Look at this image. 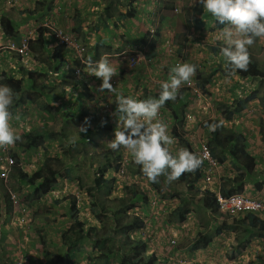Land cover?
Masks as SVG:
<instances>
[{
  "label": "rangeland",
  "instance_id": "rangeland-1",
  "mask_svg": "<svg viewBox=\"0 0 264 264\" xmlns=\"http://www.w3.org/2000/svg\"><path fill=\"white\" fill-rule=\"evenodd\" d=\"M8 1L0 0V10H9L18 24L16 34L4 39V43L18 45L23 38L34 42L39 34H44L46 41L45 49L39 51L36 60L34 56V62L31 60L33 71L27 69L28 72L25 73L18 63L9 64V60L6 62V65H13L11 72L13 71L15 78L21 76L26 80L24 91L16 95L10 106L12 116L9 123L17 128L16 134L19 137L27 132L41 131L44 127L54 132L64 128L61 132L67 131L68 134L67 141L59 135L58 140H46L38 149L27 153H21L15 144L13 153L20 157L21 166L29 176L35 175L41 162L58 156L66 162L64 168L71 169L72 179L62 178L65 173L61 166L58 167L57 175L61 178L56 190L38 201H33L29 194L34 186L26 183L15 188L20 196L17 212L26 210L25 213H29V223L14 231V241L11 236L7 239L8 234L7 237L0 236V264H49L48 254L44 252L38 235L46 238V250L53 253L64 250L61 234L70 225V202L67 199L70 194L78 197L81 218L87 227L99 225L90 212L87 190L80 188H92L94 181H99L98 166L102 163L104 165L107 158L114 164H120L121 169L124 168L125 175L124 179L121 178V184L125 185L122 190L116 188L115 191H108L104 185L99 191L101 200L104 203L107 199L123 196L124 188L129 184H135L146 195V203L135 202L127 209L129 214L139 216L143 221L141 228L128 229V232L131 238L134 236L132 239L144 242L145 251L147 254H154L158 263L180 264L178 260L182 258L188 264H264V240L256 236H252L240 256L230 258L231 247L236 238L244 239L247 234L241 232L237 235L225 231L214 235L217 227L225 225L231 219L216 207H205L202 194L190 182L184 183L178 179L167 181L166 176L161 175L155 189L146 178L138 175L140 167L133 163L128 150L123 147L113 150L108 146L114 138L116 117L113 112L105 111V104L116 107V92L124 96L141 95L135 99L155 97L160 92V84L167 80L173 61H182L196 65V71L200 70L205 75L212 70L221 72L213 78L209 97L200 94L197 96L180 87L177 99L166 102L161 107L165 108L164 116L168 117L174 109L176 121L173 120L171 129L175 127L179 134L189 140L198 134L206 139L212 131H209L208 126L202 127V123L220 120L224 132L231 130L245 135L248 151L258 162L259 171L253 177L264 172V102L261 101L264 96V76L241 78L237 74L230 77L222 74L224 58L221 52L214 53L211 50V47L223 46L222 29L215 28L214 17L203 12L202 6L194 0H122L125 4H131L121 8L122 12L128 13L127 18H120L115 10L118 0H12L11 7ZM199 8H202L203 19L207 23L202 30L195 28ZM55 29L69 33L85 48V63L79 61L81 64H78V59L73 60L66 55L62 59L61 70L54 72L60 61L53 55L57 41L51 36ZM157 32L160 37L156 35ZM154 36L159 39L156 49L161 62H157V58L152 61L144 60V55L152 52L147 44ZM144 39L146 43L142 42ZM248 49L258 68L264 73V37L256 38ZM101 57L107 58L117 70V75L110 80L116 90L114 93H108L107 90L101 92L99 87H92L89 82V59L94 64ZM75 65L83 67L79 75L75 73ZM48 69L53 71L49 73ZM120 69L124 70L125 76L120 74ZM34 80L41 90L31 89L30 83H34ZM101 83L102 81L99 86ZM85 88L88 89L85 91ZM85 92L93 100L98 96L97 104L92 103L93 100L83 94ZM253 93L257 98L249 102L242 112L231 121L222 119L216 108L218 103L235 105L238 100ZM101 105L103 107L97 110V116L103 121L106 118L105 127L108 129H101L99 123L92 125L90 138L95 140L97 147L92 149L95 153L91 154L90 159H84L83 155H77L76 152L87 153L92 142L89 146L74 142L78 139L86 142V138H82L80 127L83 125L80 123L88 117L81 115L85 110L94 112ZM182 118L184 119L180 120ZM177 140L174 138L175 144L168 146L174 152L173 155L182 149ZM242 160L241 156L231 157L229 152L221 153L220 174L232 176L239 172ZM202 183L201 190L205 187L210 190L215 188ZM6 195V189L0 184V211L5 204ZM183 199L185 206L192 212L179 219L171 212ZM154 200L158 204L154 205ZM159 211L164 214L159 216ZM1 227L3 232L8 230L9 225L6 223L2 226L0 223V232ZM203 234L210 237L211 243L205 249L192 251L191 246L197 244V238ZM172 239L176 241L175 244ZM85 244L91 246L89 241ZM77 253L73 255L76 264H87L86 254L77 256ZM174 256L179 258L174 259ZM111 262L110 264H118L116 257Z\"/></svg>",
  "mask_w": 264,
  "mask_h": 264
},
{
  "label": "clouds",
  "instance_id": "clouds-1",
  "mask_svg": "<svg viewBox=\"0 0 264 264\" xmlns=\"http://www.w3.org/2000/svg\"><path fill=\"white\" fill-rule=\"evenodd\" d=\"M10 1L12 0L8 1V5L11 7L12 4L10 3ZM194 2L202 6L203 12L210 13L212 17H214L217 23L224 25L223 29L221 30L223 46L221 47L220 52L225 61L224 67H225V71L227 75L229 77L234 76L237 70L246 71L248 67V63H249L248 47L253 44L256 38L264 37V0H194ZM6 11H9V10H6ZM6 11H3V12H6ZM60 32L64 36L65 35L69 36L72 40V43L78 44L80 47V51H76L72 45L66 42H62L61 38L58 36V33ZM8 37L9 36H6L3 32V36L0 38V42L4 44L2 45L0 43L2 46L4 47L12 46L10 45L12 43H9V44L4 43V39H8ZM51 37H53L57 41V46L53 48V55L58 57V61L60 60L58 62L59 63L58 66L61 64L59 67L60 68L59 70H56V68L54 69L55 73H58L61 70L62 59L66 55H68V58L71 57L73 60L78 59L77 61L78 64H81L80 62L85 63V61L83 60L85 48L81 46L80 43L76 42L73 36H71L69 33H66V32L64 33L61 29H55L53 30ZM31 42L32 40L30 39L29 44H28V51L25 55H22L17 51L4 50V54L0 59V73L5 71V72H8V74L12 75L11 69L13 65H9V64H13L14 62L18 63L19 68L25 71V73L26 71L28 72L27 69H29V71H33V68H31L30 64H31V60L34 62L36 59L34 60V57L31 53L32 52V49L30 46ZM20 45H21V42L16 46H20ZM60 48H64L62 49L63 50L62 52H60ZM146 56L147 54L144 55L145 61H152L157 58V62H161L160 60L161 56L157 55L156 58H151V59H149ZM8 60L10 62L8 65H6V62ZM82 70H83L82 66L75 65V73L77 75H79L82 72ZM52 71L53 70L48 69L49 73H51ZM213 71L214 70L207 73V75L212 73ZM215 71L217 72V74L221 72L217 70ZM87 72L101 79L102 83L99 86V89L101 92H104V90H107L108 93L116 92L115 87H113L112 83H110V80L112 79L113 76L117 75V70L112 66V64L109 62L107 58L101 57L94 64L91 61V59H89V66H88ZM204 75H205L204 72L200 70L196 71V65L194 64H190V63L182 62V61H173L172 67L169 70L168 78L167 80L163 81L160 84V92L155 97H149V98L142 97L140 99H135L141 95H136V97L134 96L131 97V96H124L116 92V95H115L116 107H114L113 105L105 104V107H106L105 111L111 112V113L113 112V115L116 117V128L114 130V138L109 142L108 146L113 150H117L120 147H123L126 150H128L132 156L133 163L136 165H139L140 167L141 172H138V175L142 176L143 178H146L148 183H150L155 189H157L156 182H158L159 176L165 175L167 181L176 180L185 172H192L198 167H200L201 165L203 177L200 180L196 182H192V181H181V182H184V183L190 182L192 186H194V188L198 192H200L201 190V186H200L201 182H203L202 184L206 185L207 187H211V188L215 187L214 190H210L209 188H206V187L202 188L201 192L210 191L214 193L215 198H214V203L212 207H216L221 213L227 215L229 217V220L230 219L231 220L232 219H235V220L243 219L245 216L250 215L251 213L264 218V211L250 212V213L232 216V215H229L223 212L220 209V206L217 200L218 194L224 198H228L233 195H244V196H247L253 199L263 200L264 199V188L261 190L258 189L257 186L251 182L250 177L247 176L245 177L246 178L245 183L247 184L243 191H241L240 193L232 194L228 196H225L223 194L221 185H222V180L224 176L220 174V168H219L220 154L229 152V155L231 157L241 156L243 159L242 162L245 160V158H244V155L240 153L233 155L231 152L232 151L231 147L227 144L225 145V148L223 150L214 149V151H212L210 147L211 135H212V132L215 131L217 127H219V124L211 123V124L205 125V127L208 126L209 131H212L209 134V137H208L209 139L202 138L198 134L196 136H192L189 140L188 138H184L186 136L179 134L175 127L173 128V130L171 129L173 120L176 121L174 109L169 114V117L164 116L165 112L163 110H165V108H161V107L165 105L166 102L175 101L177 99L178 91L180 87H182L184 91L188 90L197 96L200 94L202 96L209 97L208 95L210 94L209 92L210 87H211L210 85L213 81L205 87V92L201 91L200 84L202 82ZM20 78H23L22 91L20 92L22 93L25 89L24 84L26 80L24 79V77H21V76L16 79H20ZM82 81L87 82L88 80H82ZM89 85L90 84L88 83V86ZM30 87L31 89L33 88L36 90L37 89L41 90V88H37L35 84V80H34V83L33 82L30 83ZM87 89L88 88H85V91ZM69 91L70 90H68V92ZM20 93L14 94L13 90L8 85L0 84V184H2L3 189H6V194H7L6 195L7 197L5 199V204H3L4 207L2 205V209H1L2 211H0L1 213L0 219H1V223L3 224L7 223V225H9V227L12 228L13 231H18L16 229L18 228L20 229V227L29 223V218H28L29 213H25L26 210L21 213L17 212V203L20 201V196L17 195V192L15 191L16 190L15 188L19 186H24L26 183L21 184L20 182H17L14 177H12L15 162L14 164L9 165L7 161L8 155H12L13 158L15 159V154L13 153V149L15 146V142L20 139V137L16 134L17 128H15V126L13 125H10L9 123L11 116H12L9 110L10 106L12 105L13 100L15 99L16 95H19ZM83 94L85 96H88V92H85ZM88 97H89V100H93L92 96H88ZM219 104H224V103L222 102L218 103L216 106L217 110H218ZM232 105L228 107L233 108L234 105L233 106ZM102 107L103 106L101 105L99 109H102ZM85 112H88L89 115L91 114V112H89L88 110H85ZM96 113H97L96 111L92 112V114L96 116V121L89 122L88 127L85 125L87 123L85 122L80 123L84 126V127L83 126L80 127V131H81V134H83L82 138H86V142L82 141V139L75 140L74 142H79L80 145L86 144L88 146L92 142V145L94 146L97 145L95 140L93 138H90L92 134V125L94 123H98L97 120L101 119L100 117L97 116ZM92 114L90 116H92ZM237 114H235L234 116H236ZM183 119L184 118L180 120H183ZM222 119L225 120L223 117ZM105 120H104V123H105ZM165 120H167L168 125H169V134L167 130V124L163 123V121ZM231 120H225V121H231ZM204 123L205 122L202 123V127H204L203 125ZM105 125H107V121L103 126L102 125L100 126L101 129H104V130L108 129L105 127ZM63 126H64V123H63ZM63 129L64 128L59 129L58 132H61ZM48 131H51V130H48ZM228 132H231V130H227V133ZM234 133L236 135L242 134V133H236V132ZM61 136L64 137L65 141H67L68 139L67 131H64L63 135ZM243 136L245 137V135ZM174 138L176 140L178 139L177 141L182 147V149L178 150L176 155H173L174 152L170 150V148L168 147L171 144H175ZM181 140H183V143ZM184 142L188 144V147H186V144ZM243 143H244L243 146L245 147V151L250 156H253L255 158L256 167L254 171L256 173L259 171L257 158L250 151H248V148L246 146V138L244 139L242 144ZM240 144L241 143H239V145ZM6 145L10 146L8 149L6 148L7 150H5ZM92 145H90V147ZM204 145L208 147L211 153V156H212L213 163L203 158L202 151H203ZM90 150L91 148L89 149L87 153H84V152H79V153L76 152V153L77 155H83L84 159H85V155H87L88 159H90L91 154L95 153L94 150H92V152H90ZM83 160H80V161H83ZM112 163L114 164L113 161ZM114 165L119 166L117 170L114 168L108 167L106 160H105V164L103 165L104 169H106L107 167L106 169L107 174L106 173L105 174H106L108 181H107V186L105 187L108 189V191H112V190L115 191L116 188H121L120 190H122L123 186L125 185V184H121L122 179H124V175H125L124 168L122 167L121 169L120 164H114ZM112 171H113V175L109 176V173ZM261 173H264V172L261 171L258 174V176ZM237 174L238 172L232 176H236ZM253 175H254V172L252 176ZM109 177H111V180L109 179ZM112 177H115V180H112L113 179ZM208 177L210 178V180L208 179ZM60 178L61 177L58 176V183L60 182ZM62 178H65L66 180H68V178H66L65 176ZM153 183L156 184V187L153 185ZM252 184H254V186ZM132 185H135V184H132ZM56 186H55V189L52 190L45 197L51 195L56 190ZM250 187L253 188V192L256 191L257 195L250 194L246 191ZM80 189L87 190V189H83L82 187ZM71 195H74V194H70V196ZM121 195H122V191H121ZM202 196H203L202 199L204 200L205 198L204 194H202ZM76 198L78 201V207L81 209L79 205L78 197L76 196ZM153 204L156 205L158 204V202L154 200ZM174 210L171 212L172 215L174 213ZM157 213L159 216H162L164 214V212L162 213L161 211ZM5 216H7V219ZM136 229H139V228H136ZM38 237L40 238V235H38ZM133 237L134 236H132V238ZM171 241L173 244L176 243V241L173 239ZM43 250H44V247H43ZM44 252L48 254V261L50 264V260L53 254L55 253L48 251V250ZM177 258H179V256L178 257L174 256V259H177ZM178 263L188 264V262H185V260H182V258L178 260ZM17 264H22V263L17 262Z\"/></svg>",
  "mask_w": 264,
  "mask_h": 264
},
{
  "label": "trees",
  "instance_id": "trees-1",
  "mask_svg": "<svg viewBox=\"0 0 264 264\" xmlns=\"http://www.w3.org/2000/svg\"><path fill=\"white\" fill-rule=\"evenodd\" d=\"M13 4L12 1H10ZM131 6V4H125V2L116 1L115 10L118 12L120 18H127L128 13L122 12L121 8H126ZM108 10V8H107ZM130 13H133L129 9ZM22 14V12H20ZM12 16L10 11L2 12L0 10V21L2 25L3 32L6 36H13L16 34L17 30V19ZM197 24L195 25L196 30H202L207 26V23L203 19L202 8L198 9V14L196 16ZM216 29H223L224 25L219 24L214 20ZM79 31V30H78ZM44 34H39L36 41H32L30 46L32 49V55L37 58L40 50L45 49V40L43 38ZM149 35V34H148ZM156 35L160 37V33L157 32ZM149 37V36H148ZM159 39L154 36L153 39L147 44L150 47V51L146 57L149 59L156 58L158 50ZM146 43V39L142 40ZM64 48H60L62 52ZM220 47H211L212 52H220ZM249 63L246 71L237 70L238 74L242 78H258L263 77L264 73L258 68L257 63L252 59L249 51ZM61 65V64H60ZM60 65L57 66L56 70H59ZM120 74L125 76L124 70L120 69ZM217 72L214 70L208 75H204L202 82L200 84L201 91L205 92V87L213 81L214 76ZM223 74L227 75L225 67L223 69ZM0 84L8 85L14 94L20 93L22 91L23 78L16 79L8 72L3 71L0 73ZM127 85L129 87L128 81ZM142 98V97H141ZM257 98L256 94H250L244 99H240L233 106V108L228 107L225 104H219L218 110L225 120H231L232 117L245 109L246 104ZM264 102V96L261 100ZM91 115V114H90ZM88 112H84L81 116L88 117L84 119L85 124L88 127L89 122L96 121V116L92 114L90 116ZM84 117V118H85ZM82 121V122H83ZM80 123V122H79ZM211 123L219 124V127L212 132L210 139V147L212 151L214 149L223 150L225 145H229L232 149V154H242L245 160L241 164V169L236 176H224L222 180V192L225 196L240 193L245 189L247 183H245V177H250L252 183H254L258 189L264 188V173H261L258 177H253V172L255 173V158L250 156L243 146L245 137L242 134H235L233 131L224 132L219 120H211L205 122L203 125H208ZM63 135V132L48 131L43 128L41 131L27 132L24 136L20 137L19 140L15 142L16 148L22 152H29L30 150L38 149L46 140H58V136ZM183 143V140H181ZM59 142H61L59 140ZM62 143V142H61ZM186 147H188V144ZM239 143H241L239 145ZM189 149V148H188ZM47 150V147H45ZM88 158L85 155V159ZM15 165L13 168L12 177L16 179L17 182L28 183L34 186V190L29 194L33 197V201H38L48 195L52 190L55 189L58 183L57 169L61 166L62 171L65 173V177L72 179V171L70 168H64L66 163L58 156H53L44 160L40 163V167L35 172L34 176H29L27 172L22 169L20 157L15 156ZM107 165L110 168L117 170L119 166L112 163L111 160L106 159ZM77 167V166H75ZM202 166L198 167L192 172H185L178 179L180 181H192L196 182L203 177L201 170ZM107 169V167H106ZM106 169H104L103 164L99 165L98 171L99 181H94V186L87 188V196L90 200V212L94 216L95 220L99 222V225H91L87 227L86 222L81 218V209L78 207V201L76 196L71 195L70 201V225L61 234V242L64 246V250L53 254L50 264H76L73 255L86 254L87 264H110L112 263V258L116 257L118 264H164V262L158 263V258L154 254H147L144 248V242L130 238L128 229L141 228L143 221L139 216L130 215L127 212V208L130 204L135 202L146 203L147 198L142 192H140L137 186L130 184L124 188V195L113 199H107L106 201L101 200L100 190L103 189L104 185L107 186ZM252 176V177H251ZM115 180V177H112ZM156 187V184L153 183ZM201 192V190H200ZM204 194V205L205 207H212L214 203L215 194L210 191L201 192ZM185 199H183L180 205L175 208L173 215L177 218L182 219L189 215L192 210L185 206ZM225 231H231L235 234L245 232L247 234L246 238H236L232 244V252H230V258L237 257L241 255L244 251L247 243L250 242L252 236H256L264 239V218L256 214L251 213L245 216L243 219L235 220L232 219L230 223H226L223 226H219L215 229L214 235H219ZM44 251H46L47 242L43 235H40ZM210 237L207 234L200 235L197 238V244L191 246L192 251H198L199 249L207 248L211 243ZM91 242V246H86V242Z\"/></svg>",
  "mask_w": 264,
  "mask_h": 264
},
{
  "label": "built area",
  "instance_id": "built-area-1",
  "mask_svg": "<svg viewBox=\"0 0 264 264\" xmlns=\"http://www.w3.org/2000/svg\"><path fill=\"white\" fill-rule=\"evenodd\" d=\"M3 36V31H2V26L0 23V38ZM58 36L61 38L62 42H66L70 45L73 46V48L76 51H80V47L78 44L72 43V40L69 36H64L61 32L58 33ZM1 43V42H0ZM2 44V43H1ZM0 44V59L4 54V50L6 51H17L22 55H25L28 51V44H29V39L28 38H23L21 40V45L16 46L15 44H10L12 46H7L4 47ZM10 146L6 145L5 150H7ZM7 148V149H6ZM202 156L204 159H207L211 163H213L211 153L206 145L203 147L202 151ZM7 161L9 165L14 164L15 159L13 158L12 155L7 156ZM210 180V178L208 177ZM218 204L220 206V209L232 216H236L239 214H245V213H250V212H261L264 211V199L263 200H258V199H253L244 195H233L228 198H224L221 195L218 194L217 196Z\"/></svg>",
  "mask_w": 264,
  "mask_h": 264
},
{
  "label": "crops",
  "instance_id": "crops-1",
  "mask_svg": "<svg viewBox=\"0 0 264 264\" xmlns=\"http://www.w3.org/2000/svg\"><path fill=\"white\" fill-rule=\"evenodd\" d=\"M12 73H13V71L11 72V74H12ZM12 75H13V74H12ZM89 81H90L92 87H93V86H95V87H99V83L101 82V79H99V78L94 77V76L91 75ZM97 91H98V90H97ZM95 95H96V94H95ZM96 96H97V95H96ZM131 97H132V94H131ZM97 100H98V96H97V98H95V99L92 101V103L97 104ZM97 110H100V109L97 108V109H96V112H97ZM91 113H92V112H91ZM96 114L99 115L98 112H97ZM97 121H98V123H99L100 125H102V126L104 125V121H103L102 119L97 120ZM163 123H166V124H167V130H168V134H169V125H168L167 120L163 121ZM106 128H107V127H106ZM115 128H116V120H115V124H114V126H113V129L115 130ZM95 148H96L95 146H91V150H90V152H92V149H95ZM77 159H78V158H77ZM112 175H113V171L109 173V176H112ZM246 191H247L248 193H250V194H256V195H257L256 191L253 192V188H252V187L248 188ZM5 217H6V219H7V216H5ZM6 221H7V220H6ZM0 223H1V221H0ZM4 224H5V223H4ZM4 224L1 223L2 226H4ZM2 229H3V228L1 227L0 236H2V237H7V234H8L7 239H10L9 236H11V240L14 241L16 234L14 233V231L12 230V228L8 227V228H7L8 230L3 231V232H2ZM3 239H4V238H2V240H3Z\"/></svg>",
  "mask_w": 264,
  "mask_h": 264
}]
</instances>
